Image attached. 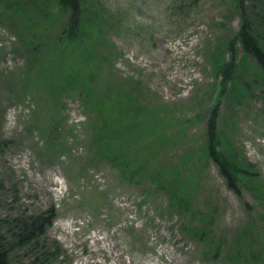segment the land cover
Segmentation results:
<instances>
[{
	"label": "rangeland",
	"instance_id": "obj_1",
	"mask_svg": "<svg viewBox=\"0 0 264 264\" xmlns=\"http://www.w3.org/2000/svg\"><path fill=\"white\" fill-rule=\"evenodd\" d=\"M29 2L0 0L1 220L55 207L49 264H264V88L235 1L86 0L63 44L57 0L51 19ZM245 6L260 27L264 0ZM215 105L240 194L208 156ZM249 242L255 260L232 258Z\"/></svg>",
	"mask_w": 264,
	"mask_h": 264
},
{
	"label": "trees",
	"instance_id": "obj_2",
	"mask_svg": "<svg viewBox=\"0 0 264 264\" xmlns=\"http://www.w3.org/2000/svg\"><path fill=\"white\" fill-rule=\"evenodd\" d=\"M234 1L236 10L238 9V11L244 16L242 26L236 36V41L241 44L245 57L251 58L255 62V67L258 69L260 74V76L255 77V82L264 88V10L261 11L260 16L258 17L260 20L259 22L262 23L259 27L256 25L257 20L255 21V18H253L246 9L245 3L248 1L259 3L260 0ZM85 2L86 0H57L59 12L62 15L68 16L66 26L59 37V41L62 44L68 41H78L83 36L82 15L85 12L83 10V5ZM9 5L10 8H13L14 6L15 9L21 7V4ZM46 5L47 3L45 0H42L41 3H39V0H30L28 6L33 7V10L38 15L35 19L38 17H50L51 19V15L48 14L49 12L46 8ZM19 28L22 29L20 26H18V29ZM231 55V61H229L228 65H225L221 68L222 73L220 75L225 79V81L228 80L229 82H234L236 78L235 74L232 76V71L234 70L233 62L235 61V57L233 53ZM229 69H232V71L230 72ZM230 75L232 78H230ZM217 118V108L212 109L209 114L207 126L208 156L218 166L220 173L224 177L229 189L236 194H240L239 185L241 178L245 175V170L241 168L242 165L238 163V159L235 158L233 154L228 152L226 153L221 149V143L223 139L222 135H220V132H218ZM122 171L125 172L124 169ZM126 171L129 170L126 169ZM149 175V177L156 178L155 173L151 172ZM144 176L145 175L140 171H137L133 174V177ZM169 187L170 186H168V188ZM172 189L174 188L172 187ZM174 192L177 194L175 190ZM176 194L175 197H172V202L177 200L178 206L176 207H178L179 211H184L188 206V202L178 198ZM54 208L55 207H52L40 214L28 215L24 213L10 219L1 220L0 218V264H14V258L17 256V253H19L20 256H26L29 254L31 261L28 264H49L50 261L58 255L59 248L54 246L57 243L52 242L53 247H49V243H47L49 239L46 237L48 229L53 225L56 218V210ZM192 233H194L195 237H197L200 241L203 240L204 236H207L205 231H200L199 229H194ZM250 244L251 243L249 242L248 245L238 246L234 250L232 258L237 260H249L251 258L252 260H255L257 258L255 256L256 252L255 249H253V246ZM58 246L60 247V245ZM22 252L23 255H21ZM22 261L24 260L20 258V262L24 264Z\"/></svg>",
	"mask_w": 264,
	"mask_h": 264
}]
</instances>
